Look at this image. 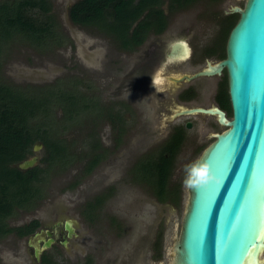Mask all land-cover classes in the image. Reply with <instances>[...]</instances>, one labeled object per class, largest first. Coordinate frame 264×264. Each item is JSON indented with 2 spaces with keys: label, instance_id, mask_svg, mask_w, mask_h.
Masks as SVG:
<instances>
[{
  "label": "rangeland",
  "instance_id": "obj_1",
  "mask_svg": "<svg viewBox=\"0 0 264 264\" xmlns=\"http://www.w3.org/2000/svg\"><path fill=\"white\" fill-rule=\"evenodd\" d=\"M11 1L13 0H0V3ZM49 1L53 12L58 17L57 21L61 30L66 33L68 43L58 49L46 47L49 44L45 42L43 43L45 48L31 47L24 42L5 43L0 53V79L14 87L47 88L42 92L39 89L31 92L34 97L40 96L39 102L46 107L47 111H49L47 100L56 99L55 92L58 90L60 92L69 88L71 91L76 89L77 93L83 92L90 95V100L84 96L71 102L66 101L65 98L63 101L61 98L56 99L58 102H63L68 112L80 113L71 121L65 116V110L61 104L51 103V121H45V123L50 126V133L63 140L73 159L63 166L49 169L48 173L34 184L39 191L36 194L38 200L33 198L31 200L33 205L30 207L15 208L13 215L5 220L6 226L15 228L32 219H38L47 226L52 225L58 217L65 216L76 222L77 209L85 201L93 199L104 190L106 192L113 185V190L106 192L109 197L103 204L106 214L102 217L104 221H101L100 229L107 228L108 217H115L122 224L124 232L118 234L107 229L94 232L97 242L88 248L85 246L91 255L94 254L92 264H171V249L180 233L181 220L188 198L187 185L190 174L203 151L213 142V136L225 131L226 128L219 125L215 117L199 114L180 116L169 123H163L162 113L166 115L167 111L163 110V104H160L158 100L168 101L171 98L166 91V86L161 88L164 92L158 95L157 101L148 96L146 98L147 94L142 95V92H138L136 96L125 93L122 95L124 99L131 97V100L137 103L141 101L138 107L146 113L143 121L146 122L148 130L146 132L139 124L131 123L132 132L128 133V140L132 143L127 148L116 152L112 150L110 144L114 134L110 133L105 122L108 109L101 108L94 99L98 98L103 106H111L112 109L117 107L116 98L111 96L117 92L113 91L117 87L118 79H123L126 74L123 67L127 64L132 65L136 61L139 63L142 53L139 50L130 55L119 53L116 44L106 33L104 34L103 30L95 27L82 29L67 22L66 9L75 0ZM244 4L245 0H220L219 2L201 0L185 9L171 11L166 3L161 6L167 12L166 31L161 35L165 39V46L163 44L165 50L171 42L176 40H184L191 46V56L180 64L182 66H179V71L185 70L192 73L204 67L206 58L212 64L222 59L217 54L208 56V51L205 49H212L219 36V22L224 16H229L225 15L229 8L231 6L243 8ZM1 41L0 38V45ZM173 73L180 72L177 69ZM71 81L79 84L73 85ZM222 81L219 77L196 79L193 82L197 89L194 99L190 103H179V105L203 108L217 106L214 101V87L216 82L221 84ZM131 103L134 104V102ZM171 104L170 100L167 105ZM136 118H138L137 115ZM228 119H231V115ZM42 121L39 117L33 122ZM186 122H190L192 127L185 129L184 143L172 178V183L178 191V198L173 206L159 204L144 186H138L126 177L137 156H133L132 151L136 147V141H142L144 132L154 134V137L165 138L172 125H184ZM93 126L96 127L95 132L98 134L99 141L109 148H104V151L108 152L104 158L107 161L91 176H86L82 173V169L85 159L93 151L90 145L91 140H89V133ZM38 147L37 155L41 157L44 149L41 146ZM118 158L124 159L121 164ZM40 164L43 167L41 160ZM71 184L75 188L68 191L67 188ZM170 191L174 194L172 190ZM155 222L161 225L163 231L161 242L163 258L159 262L151 259L153 254L151 246L154 243L157 225ZM103 238L104 241H102ZM31 245H35L31 238L18 239L14 233L0 236V264H34ZM144 250H146L145 256ZM70 251H72L70 247L64 252L55 246L45 252L58 263L66 260L68 264H84L85 258L82 259L74 251L71 253ZM262 261L264 264V253Z\"/></svg>",
  "mask_w": 264,
  "mask_h": 264
},
{
  "label": "water",
  "instance_id": "obj_2",
  "mask_svg": "<svg viewBox=\"0 0 264 264\" xmlns=\"http://www.w3.org/2000/svg\"><path fill=\"white\" fill-rule=\"evenodd\" d=\"M226 14L239 18L226 41L225 58L206 61L204 69L180 79L220 76L226 70L232 116L229 120L216 106L181 107L176 114L215 116L226 129L213 136L190 174L172 264H263L264 0H245L243 8L231 6ZM190 55L181 40L167 58L183 62Z\"/></svg>",
  "mask_w": 264,
  "mask_h": 264
},
{
  "label": "trees",
  "instance_id": "obj_3",
  "mask_svg": "<svg viewBox=\"0 0 264 264\" xmlns=\"http://www.w3.org/2000/svg\"><path fill=\"white\" fill-rule=\"evenodd\" d=\"M199 1L201 0H169L168 7L170 11L185 9ZM210 1L219 2L220 0ZM164 3V0H80L71 8L70 17L73 22L83 25L101 24L99 29L107 34L111 33L121 42L122 47H127L129 36L132 45L140 44L151 24L157 26L156 32L165 29L166 17L161 7ZM50 9L48 0H13L0 3V38L2 39L0 53L2 46L11 41L24 42L31 47H43L44 42L49 44L47 47H52L56 43L59 45L61 34L57 29V21L50 14ZM106 15L109 19L104 21L103 17ZM238 18V15H229L220 20L219 36L209 54H219L225 58L226 41ZM130 29L131 35H129ZM14 38L15 41H13ZM71 83L79 84L72 81ZM38 89L42 92L47 88L14 87L0 79V236L14 233L17 237L23 238L34 232L39 225L37 221L22 227L9 228L5 220L13 215L15 208L30 207L33 205L31 203L33 198L38 200L36 194L39 191L34 184L39 182L49 169L63 166L73 159L63 140L49 132L50 126H47L45 121H51V103L61 104L64 108L63 102H58L56 99L61 98L63 101L65 98L66 101L71 102L82 96L76 89L71 91L69 88L60 92L58 90L55 92L56 99L47 100L49 109L47 111L46 107L39 102L40 96L34 97L31 93ZM86 99L90 100L89 97ZM217 102L221 108L231 111L226 80L219 88ZM63 110L70 121L76 115H80L78 111L68 112L69 110L65 108ZM39 117L43 121L34 123L33 121ZM182 140L180 131L173 140V144L168 146V157L162 154L161 162L158 161L146 167L148 170L146 182L153 185L161 202L167 199L161 194L173 167V155L177 153ZM36 143H41L44 149L41 159L43 167L35 166L24 171L18 169L16 165L33 154ZM100 156L96 154L92 157L93 160L91 158L87 166L88 172L98 163ZM177 198L174 200L176 201ZM45 257L43 256L40 264H54Z\"/></svg>",
  "mask_w": 264,
  "mask_h": 264
},
{
  "label": "flooded vegetation",
  "instance_id": "obj_4",
  "mask_svg": "<svg viewBox=\"0 0 264 264\" xmlns=\"http://www.w3.org/2000/svg\"><path fill=\"white\" fill-rule=\"evenodd\" d=\"M49 1V0H48ZM80 0H75L73 3H71L67 9H66V20L69 22L71 25L75 27H80L82 29H86L88 27H95L99 29V24L96 25H91V24H80V23H75L72 21L70 17V10L71 8L77 4ZM165 3L168 5L169 0H164ZM50 3V14L52 15L53 18H55V21H57L58 17L56 13L53 12L52 4ZM164 3V4H165ZM163 9V8H162ZM164 10V9H163ZM164 15L166 17V23H167V12L164 10ZM225 15H227L225 13ZM106 21L109 19V16H104L103 17ZM57 29L60 30V37L61 40L59 42V45L56 43V45H52L53 48H60L61 46H65L67 42V36L66 33L63 32L60 28V24L57 21ZM136 26V24L133 26V28ZM167 27V24H166ZM166 27L164 30L161 32H156L157 31V26L154 24H151L149 26V30L145 35L144 40L138 44V45H132V40L130 39L129 36V43H127V47H122L121 42L119 40H116L113 35L107 34L104 30V34L106 33L112 41L116 44L117 50L119 53H128V55L135 53L137 50L141 52L142 57L140 62L138 63L137 61L134 62L132 65H124L123 70L126 72L125 76L122 78H119L116 85V89H114L113 92L117 91L114 93V96L112 95V98H116L115 101L118 102L117 107H114L112 109L111 106H103L99 99H94V101L103 109H108L107 115L105 117V122L107 123L108 129L110 130V133L114 134L113 140L111 141V149L114 150L115 152L117 150L127 148L132 142L128 140V133H131V123L135 122L136 124H139L143 130L147 132V126L145 125L144 116L143 115V110H141L138 107V104L133 100H131V97H127V99H124L122 97L123 94L127 93V95H133L136 96L138 92H142V95H146L150 97L152 100H156L158 95L164 92V89H161L162 87L166 86L167 90L169 92V95L171 98L168 101L165 100H158L160 101V104H163V110L167 111V114L164 115L162 113V122L163 123H169L175 119H177L180 116H176L177 112L180 111V108H192V107H184L180 106L179 103H190L197 92L196 87L193 85L194 80L192 81H186V80H180L181 77L184 75H192L196 73L197 71H200L204 69L206 65L207 58L205 59V65L204 67L200 68L199 70H196L195 72H188L185 70L179 71V66L181 63H184L185 61H172L167 58V53L170 49V47L181 40H176L171 42L167 47L166 50L164 48V40L162 34L165 33ZM101 30V29H100ZM105 34V35H106ZM129 35H131V29L129 31ZM106 36V38H109ZM149 38L151 40L149 41ZM184 41V40H183ZM118 44H117V43ZM149 43V44H148ZM187 43V42H186ZM164 44V46H163ZM188 46L191 49V46L189 43H187ZM44 47V46H43ZM39 47V48H43ZM47 47V46H46ZM45 48V47H44ZM192 51V50H191ZM207 52V55L210 56L209 54L210 49H205ZM220 56L219 54H217ZM191 56V55H190ZM221 57V56H220ZM127 59H130V57H127ZM224 59V58H222ZM221 59V60H222ZM131 60V59H130ZM161 67V68H160ZM180 73H173L175 70ZM172 71V72H170ZM212 78L219 77L222 82L226 80L227 84V75H226V70H222V73L220 76L215 75L211 76ZM211 77H205V78H211ZM159 78V79H158ZM203 78V77H200ZM199 78V79H200ZM198 79V78H197ZM80 81V80H78ZM156 82V83H155ZM222 84V83H221ZM219 82L215 83L214 87V92H215V97L214 101L216 103V107L220 108L225 112V116L229 118V116L232 114L227 111L226 109L221 108V106L217 102V95L219 92V88L221 86ZM228 88V86H227ZM81 96L85 95L84 97L88 98L89 96L83 92H79ZM99 94V93H98ZM175 99H172V98ZM171 100L172 104L168 106V102ZM157 101V100H156ZM165 101V102H164ZM131 102H134L132 104ZM151 102V101H150ZM230 103V102H229ZM143 104V103H142ZM231 108V106H230ZM176 110V111H175ZM136 115L138 118H136ZM188 116V115H187ZM215 117V116H214ZM135 118V119H134ZM216 118V117H215ZM103 119V118H102ZM217 121V118H216ZM102 122V121H101ZM188 124L192 127V124L190 122H186L184 125L182 124H175L172 125L165 138H159V137H154V134L144 132L145 134L141 138L142 141H136V147L132 151L133 156H136L134 159L133 164L131 167L128 169L129 172L127 173L126 177L129 178L130 181L133 183L137 184L138 186H144L146 188V191L152 194V197L156 200L157 203L159 204H171L173 206L174 203V198L178 197V191L174 187L175 184L172 183V178L174 175L175 171V164L178 159V156L181 153L182 145L184 143V138H185V129H190L188 128ZM137 127V126H136ZM135 127V128H136ZM95 126L91 128V133H89V140H91V147L93 148V151L89 154L87 159H85V163L82 169V173L86 174V176H91L95 170L103 165L105 163L104 160L105 155L108 153L107 151H104V148H109L108 146H105L104 143L102 144L101 141L98 139V134L95 132ZM181 131L183 140L182 144L180 147H178V151L176 154L173 155L172 158V170L170 172V175L168 177L167 184L165 186L164 191L162 192L161 196H165L167 199L165 202L159 201L157 197V192L154 189L153 185L148 184L146 182L147 178V166L152 165V163L158 162L162 160V154H164L166 157H168V146L173 144V140L176 138L178 133ZM93 141V142H92ZM139 145V146H138ZM41 146V143H36L33 148V154L28 156L24 161L21 163L17 164L16 167L21 170H27L30 168H33L35 166H41L40 160L42 159V156L39 157L37 155V152L39 151V147ZM43 149V148H42ZM107 150V149H106ZM140 151V153H139ZM114 152V154H115ZM100 154L101 158L98 160V163L95 164L94 168L90 172L87 171V166L89 161H91V158L96 155ZM112 155V154H111ZM93 160V158H92ZM119 164L123 162L124 159L118 158ZM35 161V163L32 166L22 168L24 164H27L29 162ZM37 163V164H36ZM110 187V186H109ZM75 187L73 184H71L67 189L70 191V189H74ZM110 190H113V185L106 190V192H110ZM172 190L174 192L171 193ZM106 192H101L100 194L96 195L93 199L85 201L78 209H77V214H76V219L77 221L74 222L72 219L69 217H58L55 222L52 223V225H44L41 223L40 220L38 219H32L29 222L25 223L24 225L30 224L32 221H37L39 223L38 227L35 228L34 232L28 236H25L23 238L18 239H32L35 243V245H31L32 247V253H33V260L34 264H40L43 256H46L45 258L49 259L52 262H55V264H68L66 260H63L62 262L58 263L55 260H52L50 256L46 255L47 250L50 248H53L55 246H58L61 248L64 252L68 251V248L70 247L72 249L71 252H75L80 258H85L86 261L84 264H92V258L93 255H91L86 247L88 248L89 246L94 245V243L97 242V237L94 235V232H100L102 230L107 229L108 231L112 232H117L118 234L121 232H124V228L122 227V224L118 219L115 217L107 219V228L100 229V223L101 221L103 222V216L105 217V205H103L105 202H107V197H109V194L106 195ZM145 192V191H144ZM146 193V192H145ZM174 195L173 197H171ZM107 218V217H106ZM156 223V222H155ZM154 223V224H155ZM157 224V225H156ZM156 231H155V238H154V243L151 246L152 249V256L151 259H154L155 261H162L163 258V253L161 251V242L163 239V231L161 230V225L156 223ZM24 225L18 226L22 227ZM159 230H161V233H159ZM51 240L50 246L49 247H44L45 243ZM74 241V244H73ZM104 241V238L102 239ZM176 241V240H175ZM108 242V241H107ZM106 243V242H105ZM175 243V242H174ZM86 246V247H85ZM174 246V244H173ZM36 249L39 251V257H36ZM147 250V249H146ZM143 252L145 256V251ZM69 253V254H70ZM264 253V251H263ZM171 260L173 262V247L171 249ZM160 264V263H158ZM172 264V263H171Z\"/></svg>",
  "mask_w": 264,
  "mask_h": 264
},
{
  "label": "bare ground",
  "instance_id": "obj_5",
  "mask_svg": "<svg viewBox=\"0 0 264 264\" xmlns=\"http://www.w3.org/2000/svg\"><path fill=\"white\" fill-rule=\"evenodd\" d=\"M161 68V67H160ZM159 79V78H158ZM156 83V82H155ZM176 111V110H175ZM178 113V112H177ZM261 258V257H260Z\"/></svg>",
  "mask_w": 264,
  "mask_h": 264
},
{
  "label": "clouds",
  "instance_id": "obj_6",
  "mask_svg": "<svg viewBox=\"0 0 264 264\" xmlns=\"http://www.w3.org/2000/svg\"><path fill=\"white\" fill-rule=\"evenodd\" d=\"M201 175H203V173H201Z\"/></svg>",
  "mask_w": 264,
  "mask_h": 264
},
{
  "label": "snow or ice",
  "instance_id": "obj_7",
  "mask_svg": "<svg viewBox=\"0 0 264 264\" xmlns=\"http://www.w3.org/2000/svg\"><path fill=\"white\" fill-rule=\"evenodd\" d=\"M250 264H251V262H250Z\"/></svg>",
  "mask_w": 264,
  "mask_h": 264
}]
</instances>
